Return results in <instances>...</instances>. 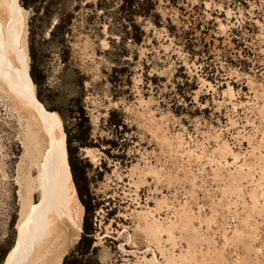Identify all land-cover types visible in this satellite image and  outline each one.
I'll return each mask as SVG.
<instances>
[{
    "label": "rangeland",
    "instance_id": "1",
    "mask_svg": "<svg viewBox=\"0 0 264 264\" xmlns=\"http://www.w3.org/2000/svg\"><path fill=\"white\" fill-rule=\"evenodd\" d=\"M138 1L154 5L152 16L134 18L140 43L120 39L121 0H49L37 13L16 0L12 11L28 73L40 83L32 82L36 98L58 115L67 161L70 149L97 204L83 259L264 264V0ZM5 2L0 253L24 236L28 184L53 155L48 133L6 80L12 5ZM79 102L87 121L76 126ZM110 114L122 125H109ZM72 186L78 224L63 227L34 264H61L82 235L84 207Z\"/></svg>",
    "mask_w": 264,
    "mask_h": 264
},
{
    "label": "bare ground",
    "instance_id": "2",
    "mask_svg": "<svg viewBox=\"0 0 264 264\" xmlns=\"http://www.w3.org/2000/svg\"><path fill=\"white\" fill-rule=\"evenodd\" d=\"M8 1L12 5L8 14L11 20L16 0ZM5 4V0H0V7L3 8ZM12 22L11 20L9 24L11 55L4 61L6 80L19 103L32 112L33 117L48 133L53 155L48 160L50 162L48 166L44 165L45 160L40 161L43 163L37 165L35 176L30 179L26 196L29 200L25 211L19 216L25 217L28 221L27 229L21 241L6 254L2 264H34L42 259L49 248L51 249L52 242L59 239L63 227L77 225L78 222L73 215L71 202L73 186L67 161L65 134L58 115L46 111L36 98L34 85L28 73L26 51L19 45L16 33H13ZM5 52L9 54V51ZM10 61H13V64ZM30 193L36 194L35 202L30 199ZM19 218L16 227H19Z\"/></svg>",
    "mask_w": 264,
    "mask_h": 264
},
{
    "label": "trees",
    "instance_id": "3",
    "mask_svg": "<svg viewBox=\"0 0 264 264\" xmlns=\"http://www.w3.org/2000/svg\"><path fill=\"white\" fill-rule=\"evenodd\" d=\"M49 1V0H21L22 5L27 8H31L34 10L35 13L39 11V7L42 3ZM102 5L98 2L97 8L100 10H103L104 7H101ZM154 10V5L151 2H139L138 0H121V4L119 6V13L123 15V18L126 22L125 25H123V35H121L120 39L121 41L125 39H130L133 43H140L143 36V31L140 29L138 25L135 24L134 18L136 16H143V17H149L152 16V11ZM155 18H158V15H154ZM63 21L58 20V22L54 26V31H58L60 34L65 30L66 25L62 23ZM68 22V20H67ZM66 22V23H67ZM155 24H158L157 21ZM129 27V28H128ZM128 28V29H127ZM169 34H173V27L167 28ZM191 35V33H188ZM30 78L32 82L39 87L40 83L32 73V71L29 72ZM37 99L41 103L42 100L37 93ZM76 126L81 125L83 122H86L85 113L83 110V107L81 103L79 102V105L77 106V113H76ZM108 124L113 126L114 128L122 125L121 119H113L112 114L108 117ZM69 152V159L68 164L70 167V171L72 173V181L75 186V189L78 194V199L80 200V203L84 207V221H83V232L81 237L79 238L76 245L63 257L61 264H86V261L83 259V256L91 251V245L93 243V233H94V227H93V214L96 210L97 204L93 202L91 193L88 188L86 177H82V185L80 178L75 172V164L76 159L73 156V153L68 149ZM9 248H5L0 253V264H2L3 259L5 258L6 254L9 252Z\"/></svg>",
    "mask_w": 264,
    "mask_h": 264
}]
</instances>
